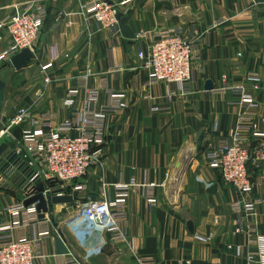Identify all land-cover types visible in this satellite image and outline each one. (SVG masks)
<instances>
[{
    "label": "crops",
    "instance_id": "1",
    "mask_svg": "<svg viewBox=\"0 0 264 264\" xmlns=\"http://www.w3.org/2000/svg\"><path fill=\"white\" fill-rule=\"evenodd\" d=\"M92 1L99 0H0V23L30 5L42 4L49 10L32 58L20 73L25 86L16 91H21L22 100L5 111L7 116L24 107L39 114L55 112L61 121L67 120L72 112L85 110L84 91L72 109L64 100L88 74L89 88H98L100 78L107 76L114 94L123 95L127 104L106 116L107 141L100 164L85 181L89 189L72 193L73 205L58 206L57 221L72 218L87 200L101 199L102 190L113 195L120 184L135 182L142 187L128 199L127 242L114 244L106 236L103 249L87 258L73 235L66 234L69 254L60 255L52 224L53 237L44 242L45 264L71 257L82 264H138L143 257H153L159 264H257L250 258L255 246L249 241L264 235V203L251 214L234 213L232 204L239 200V193L207 166L203 154L233 132L243 115L254 117L257 132L264 135V0L258 4L251 0H132L126 7L121 5L127 0H108L120 6L136 36L182 31L186 38H197L201 60L194 67L202 74L191 95L172 100L169 92L178 91L174 84L144 87L149 73L138 58L139 44L148 48L150 40L121 35L114 42L110 30H99L85 14V6ZM0 36L4 50L11 40L5 30H0ZM48 63H52L51 82L46 84L41 67ZM252 73L259 75L258 90L249 79ZM226 85L246 88L259 107L244 112L235 105L239 97L234 92L214 93ZM40 90L42 97L36 95ZM110 101L109 95L101 93L98 106ZM156 107L168 110L155 112ZM202 134L203 151L197 156ZM252 140L253 150L264 146V137ZM252 158L249 199L264 200V161L256 166L254 154ZM147 186L156 189L155 205L145 199ZM18 197L0 190V207Z\"/></svg>",
    "mask_w": 264,
    "mask_h": 264
},
{
    "label": "built area",
    "instance_id": "2",
    "mask_svg": "<svg viewBox=\"0 0 264 264\" xmlns=\"http://www.w3.org/2000/svg\"><path fill=\"white\" fill-rule=\"evenodd\" d=\"M131 1L127 0L121 6H128ZM167 1L160 0L163 3ZM261 1L263 0H251L253 4ZM120 10V6H115L108 0L92 1L84 8L85 14L95 20L99 30L111 31L114 42L122 35L117 20V14H122ZM48 17V8L38 4L30 5L25 10H16L1 21L0 30L8 33L11 44L4 50L0 48V66L10 65L13 58L24 50L34 52ZM137 39H148L151 42L148 48H144L142 43L139 44L138 58L149 73L144 87L174 84L178 91L169 92L170 100L191 95L193 85L202 74V71L194 67L201 60L197 38H186L182 31H163L154 34L143 32ZM1 42L0 36V44ZM56 58L57 52L53 51V60ZM51 68L52 63L41 67L46 84L51 82L48 75ZM89 76L88 74L81 78L79 85L67 94L64 105L71 109L75 107L82 91L87 95L85 110L72 112L67 120L61 121L55 112L39 114L24 107L18 108L11 115L4 113L2 116L3 130L0 137L10 138L18 147L0 161V190L6 181L15 176L28 179L20 190V197L12 204L0 207V264H45L47 256L44 242L53 237L51 218L57 208L53 212L42 213L41 219L37 210L38 204L25 205L27 200L39 193V185L43 184L45 187L43 196L48 206L54 196L87 192L89 189L85 181L92 168L100 164L101 148L107 141L106 116L127 108L124 96L114 94L107 76L100 78L99 87L96 89L89 88ZM249 79L253 82L254 89L258 90L259 75L252 73ZM228 91L239 97L235 105L244 112L259 107L253 95L244 87L226 85L214 93L224 95ZM101 93L109 95L111 101L108 105L99 107ZM43 94L40 90L36 95L42 97ZM165 110L168 108H154L155 112ZM15 128H21L20 141L16 140L13 132ZM258 137L264 135L257 132L256 119L243 115L233 132L223 138L216 148L203 154L207 166L219 172L223 180L239 193V200L232 204V211L237 215L251 214L264 203L260 198L249 199L253 192L250 174L253 154L256 166L264 161L263 144L254 150L252 148V139ZM139 190L142 187L135 182L120 184L114 188L113 195L102 190L101 199L87 200L78 207L77 215L69 227L87 258L94 257L103 249L106 236L114 244L127 242L126 232L130 228L127 203L132 192ZM144 196L150 205L158 202L154 186H147ZM249 244L255 246L250 254L251 260L256 259L257 264H264V235H256ZM59 264L82 263L71 257ZM138 264L159 262L153 257H143L138 259Z\"/></svg>",
    "mask_w": 264,
    "mask_h": 264
},
{
    "label": "water",
    "instance_id": "3",
    "mask_svg": "<svg viewBox=\"0 0 264 264\" xmlns=\"http://www.w3.org/2000/svg\"><path fill=\"white\" fill-rule=\"evenodd\" d=\"M117 20L119 21V27L121 30V33L123 37L130 39V40H136L137 36L135 32L126 24V18L122 17V14L119 12L117 14ZM32 52L29 50H24L17 56L13 58L11 61V67H13L17 73H21L25 66L28 64L30 59L32 58ZM9 86L8 80L0 79V132L3 130L2 125V116L5 113V102L7 97V87ZM208 89H211V84L208 85ZM205 134H202L197 142V146L195 148L196 155H200L203 151V140H204ZM38 194L34 197L30 198L25 202L26 206H31L33 204H38L37 210L40 213V218L43 219L42 213H47L48 211L53 212L56 210L58 206L62 205H73L75 203V198L72 195H64V196H54L49 203L43 196V192L45 190V187L43 184L39 185L38 188ZM62 191V190H61ZM49 207V208H48ZM51 222L54 225L55 228H59L58 223L56 222L55 218H51ZM56 248L60 255H68L69 250L66 246V239L65 235L58 230V236L56 238Z\"/></svg>",
    "mask_w": 264,
    "mask_h": 264
},
{
    "label": "rangeland",
    "instance_id": "4",
    "mask_svg": "<svg viewBox=\"0 0 264 264\" xmlns=\"http://www.w3.org/2000/svg\"><path fill=\"white\" fill-rule=\"evenodd\" d=\"M22 76H23L22 74H18L16 70L10 65L0 66V79L8 80V82L11 85L13 82V85H14L13 88L11 87L10 84L7 87V97H6V102H5L6 110L5 111H9L11 108H14L12 106H16V105L18 106L19 102L22 100V97L20 95L21 91H19L18 93L16 91L19 88H22L25 86ZM14 134H15L16 140L20 141L21 134H20L19 129L18 131L15 130ZM17 147H18V144L15 141H12L10 138L4 137L3 139H1L0 140V161L3 160L5 157H7L11 153V151L13 149H16ZM27 179L28 178L15 176L14 178L9 179L8 181L4 183V187L2 190L10 196L15 197L16 195L17 197L18 194L20 195L21 193L20 190L24 187ZM68 208H70V206ZM77 212L73 213L72 218H69V216H67L68 218L64 220L63 223H60L59 221H57V215L55 212H53L52 217L55 218L56 222L59 225V228H56L57 229L56 236H58V230H60L64 235L72 234L69 224L74 219V217L77 215ZM64 213L67 215L69 214V211L66 210Z\"/></svg>",
    "mask_w": 264,
    "mask_h": 264
},
{
    "label": "trees",
    "instance_id": "5",
    "mask_svg": "<svg viewBox=\"0 0 264 264\" xmlns=\"http://www.w3.org/2000/svg\"><path fill=\"white\" fill-rule=\"evenodd\" d=\"M18 74H19V73H18ZM18 129H19V131L21 130V128H15L13 132L15 133V130L18 131ZM20 132H21V131H20ZM17 136H18V135H17Z\"/></svg>",
    "mask_w": 264,
    "mask_h": 264
},
{
    "label": "bare ground",
    "instance_id": "6",
    "mask_svg": "<svg viewBox=\"0 0 264 264\" xmlns=\"http://www.w3.org/2000/svg\"><path fill=\"white\" fill-rule=\"evenodd\" d=\"M2 138L0 137V140H1Z\"/></svg>",
    "mask_w": 264,
    "mask_h": 264
}]
</instances>
